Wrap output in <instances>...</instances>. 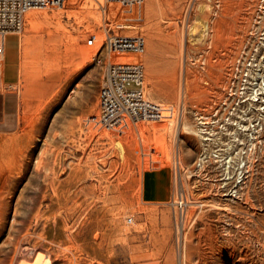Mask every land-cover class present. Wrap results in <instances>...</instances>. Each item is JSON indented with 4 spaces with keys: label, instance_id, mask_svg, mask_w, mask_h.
I'll return each mask as SVG.
<instances>
[{
    "label": "rangeland",
    "instance_id": "obj_1",
    "mask_svg": "<svg viewBox=\"0 0 264 264\" xmlns=\"http://www.w3.org/2000/svg\"><path fill=\"white\" fill-rule=\"evenodd\" d=\"M142 13L126 26L118 4L64 0L4 37L20 105L0 131V264H264V0H144ZM108 29L143 37L142 89L170 120L87 123L105 74L87 40ZM159 167L172 195L153 203L144 179Z\"/></svg>",
    "mask_w": 264,
    "mask_h": 264
},
{
    "label": "built area",
    "instance_id": "obj_2",
    "mask_svg": "<svg viewBox=\"0 0 264 264\" xmlns=\"http://www.w3.org/2000/svg\"><path fill=\"white\" fill-rule=\"evenodd\" d=\"M107 1L125 8L129 22L142 19L144 0ZM63 2L64 0H0V83L4 71V37L22 30L27 11L58 7ZM87 44L90 46L98 44L93 59L97 65L105 67V74L98 90V111L97 114L88 117V124L107 131H121L128 123L155 122L172 118L171 107H164L144 95L142 89L144 67L140 59L144 51L142 36L112 34L98 39L96 35H92ZM175 204L179 209L185 206L181 197Z\"/></svg>",
    "mask_w": 264,
    "mask_h": 264
},
{
    "label": "crops",
    "instance_id": "obj_3",
    "mask_svg": "<svg viewBox=\"0 0 264 264\" xmlns=\"http://www.w3.org/2000/svg\"><path fill=\"white\" fill-rule=\"evenodd\" d=\"M18 83L19 72L16 67L8 75L4 74L3 71L2 83H0V131L10 129L16 120L15 116L20 105ZM158 147L161 149L163 145L159 144ZM143 192L144 196L153 203L169 201L172 195L171 170L168 167L153 169L144 179ZM137 264L154 263L153 260L146 259L138 261Z\"/></svg>",
    "mask_w": 264,
    "mask_h": 264
},
{
    "label": "bare ground",
    "instance_id": "obj_4",
    "mask_svg": "<svg viewBox=\"0 0 264 264\" xmlns=\"http://www.w3.org/2000/svg\"><path fill=\"white\" fill-rule=\"evenodd\" d=\"M230 5V4H229ZM229 7V6H228ZM243 10V9H242ZM245 11V10H244ZM253 11V10H252ZM28 12V11H27ZM26 12V13H27ZM239 12H240V10H239ZM254 12V11H253ZM251 13V12H250ZM244 14H246V13H244ZM26 15V14H25ZM239 15H240V13H239ZM243 15V14H242ZM247 15V14H246ZM251 15H253V14H251ZM237 19V18H236ZM243 19V18H242ZM242 19H240V20H242ZM24 20H25V16H24ZM238 21V20H237ZM245 22V21H244ZM243 22V20H242V22H239L238 23V29H245V27H246V22H247V20H246V22L244 23ZM30 23L32 24L33 23V19L30 21ZM232 22H230V21H225V30H224V33H225V43H226V45H225V48H226V50H225V55H226V57H227V59H230V60H232V55H233V53H235V52H233V41H235L234 40V38H233V29L235 30V26L233 27V25L231 24ZM235 23V22H234ZM241 24V25H240ZM245 24V25H244ZM249 24H250V22H249ZM124 25H126V26H130V25H132L130 22H126ZM236 25V24H235ZM250 29V28H249ZM248 30V29H247ZM107 31V33H109V34H113V32H111L109 29L108 30H106ZM236 32V31H235ZM240 33H241V30L239 31ZM223 33V34H224ZM243 33V32H242ZM238 36V35H237ZM239 37V36H238ZM245 38V37H244ZM224 39V38H223ZM238 39V38H237ZM239 40H240V37H239ZM243 41V40H242ZM245 41V40H244ZM241 44V43H240ZM239 45V44H238ZM242 45V44H241ZM240 46V45H239ZM238 46V48H237V52H236V58H238V55H239V50H240V48L241 47H239ZM240 57V56H239ZM234 62V61H233ZM229 63V62H228ZM235 66V65H234ZM211 67V66H210ZM227 68H228V66H227ZM230 70H231V68H230ZM231 74H230V72H229V75H228V78L226 79V89L228 90V88H229V86H230V82H231ZM233 78V77H232ZM231 84H232V82H231ZM232 87V86H231ZM231 89V88H230ZM258 92V91H257ZM257 92H256V95L254 96L255 98V100H257ZM262 92V91H261ZM230 96V95H229ZM229 96H227V98L229 97ZM232 96V95H231ZM239 96V95H238ZM246 99V98H245ZM262 101V100H261ZM87 125V124H86ZM246 177V176H245ZM252 179V178H251ZM226 185V184H225ZM224 185V186H225ZM226 187V186H225ZM90 189V188H89ZM91 190V189H90ZM82 192V191H81ZM239 192V191H238ZM236 193V192H235ZM245 193H246V191H245ZM238 194V193H237ZM247 195V194H246ZM249 195V194H248ZM242 196V195H241ZM87 198V197H86ZM248 198V197H247ZM84 199V198H83ZM89 199V198H88ZM249 200H251V199H249ZM252 201V200H251ZM245 203H247V202H245ZM251 203V202H250ZM74 207V206H73ZM73 207H71L70 206V209L71 208H73ZM20 259V258H19ZM17 260H18V258H16V262H17ZM38 261H39V259H38ZM20 262V263H19ZM18 262V264H21V261H19ZM39 263V262H38ZM37 262H35V264H38ZM15 264V263H14ZM23 264V263H22ZM32 264H34V263H32ZM42 264H51V261L47 258L46 260H45V262H43Z\"/></svg>",
    "mask_w": 264,
    "mask_h": 264
}]
</instances>
